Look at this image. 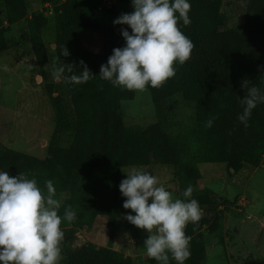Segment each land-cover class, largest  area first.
Segmentation results:
<instances>
[{
  "label": "rangeland",
  "instance_id": "1",
  "mask_svg": "<svg viewBox=\"0 0 264 264\" xmlns=\"http://www.w3.org/2000/svg\"><path fill=\"white\" fill-rule=\"evenodd\" d=\"M78 1L98 24L109 20L107 10L113 5L119 6V15L134 11L132 0ZM22 3L24 14L18 16L10 14L7 0H0V37L9 42V47L0 51V150L10 147L40 157L46 170L30 178L37 179L45 191V182L53 181L55 198L61 202L58 212L61 217L69 207L77 212L74 221L62 222L61 249L81 245L106 248L130 257L132 264H148L144 241L149 233L124 218L135 213L123 207L126 197L119 189L126 173L135 167L158 177L174 198H181L189 185L194 189L192 198L198 200L195 192H201L198 202L204 223L190 242V250L203 243L205 255L199 264H255L264 259V144L257 163L229 165L220 149L217 128L206 127L211 109L197 102L194 87L178 74L173 77L174 115L167 133L180 159L198 168V179L189 180L171 164L141 163L142 131L156 120L148 88L131 90L133 96L121 102L127 165L120 169L116 184H112V194L107 195L97 180L83 181L102 190L112 218L107 213L84 212L76 202L77 185L63 186L57 178L45 177L47 169L65 165L64 155L71 136L70 122L60 101L65 83L53 76L54 68L61 65L57 52L59 39L70 34L73 45L85 58L100 61L103 34L93 27L77 28L71 19V0H22ZM242 7V0H225L215 14L191 10V16L208 30L236 29L244 23ZM219 14L222 24H218ZM37 20L40 26L35 24ZM119 27L131 32L128 25ZM33 38H38L46 50L48 61L43 67L32 52ZM125 44L124 39L122 47ZM212 227L214 230H210ZM63 257L62 253L59 264H65Z\"/></svg>",
  "mask_w": 264,
  "mask_h": 264
},
{
  "label": "trees",
  "instance_id": "2",
  "mask_svg": "<svg viewBox=\"0 0 264 264\" xmlns=\"http://www.w3.org/2000/svg\"><path fill=\"white\" fill-rule=\"evenodd\" d=\"M57 2L58 0H49ZM244 23L236 29L208 30L193 19V11H202L208 15L219 12L225 0H189L191 10L190 25L180 22L182 32L194 43L191 58L183 65H176V75L189 82L196 90L195 99L212 114L206 122L213 119L220 138V149L224 160L236 167L240 163L255 164L260 157V147L264 144V103L258 104L252 111L248 126L238 120L243 112L240 99L246 95L241 87L244 79L264 92V0H242ZM10 14L22 16V0H7ZM117 5L107 10L109 20L104 24L96 23L78 0H71V19L77 28L93 27L103 34L102 58L93 61L85 58L73 45L69 35L60 37L57 52L61 64H74L77 74L82 70L80 61L95 74L86 83L75 84L63 80L65 87L60 92L63 112L70 122V142L64 155L65 165L47 169L45 177H55L63 185L76 186V202L87 213H107L113 217L111 207L105 204L102 190L95 185L83 183L97 180L106 194H112V184H116L119 171L127 165V152L124 139L121 102L133 96L131 90L114 86L99 76L101 65L106 64L113 49L122 48L124 29L114 24L120 15ZM223 19L218 15V24ZM40 26L38 20L35 23ZM39 24V25H38ZM9 42L0 37V51L6 50ZM67 47L70 55L62 56ZM31 48L40 67L48 61L43 43L38 38L31 39ZM175 75V76H176ZM43 77L47 76L44 73ZM251 86V85H250ZM152 95L156 110V120L142 131L141 163L154 161L171 164L189 180H196L200 173L197 167L182 161L176 147L167 133L170 120L174 115L171 96L176 91L173 78L159 88L147 87ZM46 169L43 160L35 155L14 148L0 150V171H8L16 176L19 172L31 175ZM201 192H195L197 199ZM183 198V197H181ZM204 223H189L187 235L192 236ZM214 230V227L210 228ZM194 244V243H193ZM195 245V244H194ZM63 247L65 264H132L130 257H123L106 248H94L81 245L68 250ZM190 258L185 264H199L205 255L203 243L199 242L190 250ZM148 264H159L149 258ZM169 264H176L171 259ZM255 264H264V259Z\"/></svg>",
  "mask_w": 264,
  "mask_h": 264
},
{
  "label": "clouds",
  "instance_id": "3",
  "mask_svg": "<svg viewBox=\"0 0 264 264\" xmlns=\"http://www.w3.org/2000/svg\"><path fill=\"white\" fill-rule=\"evenodd\" d=\"M132 6L134 11L114 20V24L131 28V32L121 30L126 44L113 49L107 63L101 65L99 76L127 90L162 87L176 75L177 63L183 65L191 58L195 47L180 28L181 21L185 26L191 24V4L189 0H132ZM61 55H70L67 47ZM80 65L82 70L77 74L74 64L63 62L54 68L53 76L57 81L75 84L96 76L84 61ZM241 87L246 95L240 99L243 112L238 120L247 127L252 111L264 103V92L249 79H244ZM212 124L213 119H209L206 127ZM126 174L119 189L126 197L123 207L135 215L124 218L149 233L144 241L147 256L159 264H169L170 257L176 264H185L191 255L192 239L186 228L203 216L198 200L192 198L193 187H187L183 198H174L150 172L134 167ZM45 188L26 173L12 176L0 171V264H59L62 222L74 221L77 212L69 207L61 217V202L55 198L57 190L51 179L45 182Z\"/></svg>",
  "mask_w": 264,
  "mask_h": 264
}]
</instances>
